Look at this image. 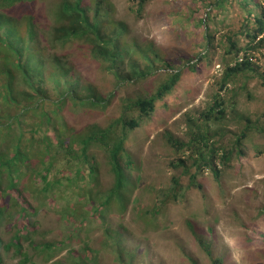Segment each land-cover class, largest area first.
I'll return each mask as SVG.
<instances>
[{"label":"trees","instance_id":"16d2710c","mask_svg":"<svg viewBox=\"0 0 264 264\" xmlns=\"http://www.w3.org/2000/svg\"><path fill=\"white\" fill-rule=\"evenodd\" d=\"M84 1L60 0L53 23L43 28L38 26L31 7L25 21L15 18V10H10V13L7 11L17 3L32 5L33 0H0V264H5V257L9 253L20 255V264H39L25 249L24 241L29 240L38 247L39 244L34 245V241L37 240L41 224L25 221L41 214L42 207L67 208L65 205L69 204L51 197L39 206H31L20 196L25 188L23 178L29 176V181L36 183L41 192L54 193L59 197L52 192L56 190V185L57 188H80L84 170L87 173L82 190V196H86L85 202L80 205V211H68L70 216H76L77 221L71 227L69 223L72 220L67 219V214L62 215L67 222L63 227L62 241L46 242V234H41L39 238L42 244L37 249L49 257L57 252V245L67 247L79 235L82 227H101L105 230L101 238L104 249H108L119 264H136L139 245L125 247L124 232L111 227L107 218L119 208V204L124 208L125 194L130 191L131 185L128 183L136 160L129 143L135 140L140 128L152 123L160 104L168 106V97L174 93L188 67L196 72L198 63L207 58L206 54H201L198 61L188 60L183 67L172 68L153 43L141 44L136 40L124 39L128 27L124 22L112 18L110 0H92V3L87 4ZM128 1L137 4L136 11L141 13L150 0ZM226 1L215 0L214 6L221 8ZM251 1L243 0L246 6ZM214 6L211 13L216 11ZM257 21V29L250 28L247 23L242 27L240 32L250 36L242 48L245 53L224 69L220 91L214 96L213 103L200 111L184 114L183 137L171 131L166 133L167 142L177 159L167 163L172 183L152 184L150 187L154 195L151 203L138 210L150 224H157L171 203L184 205L188 187L200 189L202 184L199 178L206 172H211L223 189L222 168L243 153L242 142L251 132L262 129L259 118H246L237 112L238 120L245 124L235 133L231 145L223 141L227 132L224 123L228 102L222 97V91L241 77L249 79L248 73L255 72L251 54L247 51L258 50L264 45V16H258ZM24 22L25 31L22 29ZM41 30L46 31L56 47L51 48L61 49V54L60 51L43 54L46 47L41 44ZM209 38L207 34V47L211 44ZM76 40L86 44L91 59L99 63L105 73L114 77L115 88L120 87L118 89L121 90L143 81L161 66L172 71L149 95L131 97L124 94L120 112L107 126L95 123L76 130L62 116L67 106L72 107L74 113L95 106L105 108L113 97L112 92L110 97L99 93L95 84L84 82L77 75L76 66L66 51V47ZM233 46L237 48L236 44ZM235 50L239 55L241 48ZM230 92L233 94L229 102H233L240 90L231 88ZM74 147H78L79 154L71 158L67 152L74 150ZM96 147L102 149L105 165L109 167L107 172L114 176L111 186L104 192L93 179L102 171L101 164L97 163V167L91 164L96 158L95 154L91 157ZM34 156H39L38 160L34 161ZM124 161L129 167L128 173ZM64 167H67V171ZM179 167L190 175L189 184L185 185L180 176L175 174V169ZM9 190L15 193L16 198L7 195ZM79 197L80 194L74 199ZM19 220H22L21 224ZM7 232H13V235L4 241ZM33 232L35 236L31 235ZM205 249L211 252L209 245ZM212 260L213 264L224 263L219 256H213ZM72 264L101 263L97 256L88 258L83 255L77 256Z\"/></svg>","mask_w":264,"mask_h":264},{"label":"rangeland","instance_id":"374dc122","mask_svg":"<svg viewBox=\"0 0 264 264\" xmlns=\"http://www.w3.org/2000/svg\"><path fill=\"white\" fill-rule=\"evenodd\" d=\"M87 3H92V0H85L84 4ZM110 3L112 18L128 27L124 39L141 44L153 43L172 68L183 67L188 60L198 61L201 54L207 55L198 63L196 72L188 67L174 93L168 97V106L160 104L152 123L140 128L135 140L129 143L139 170H132L133 186L126 195L124 208L119 204V208L108 215L110 226L124 232L125 247L139 245L136 264H213V256L223 258V264H264V45L258 50L247 51L255 68L254 73H248L250 78L241 77L222 91V97L228 102L224 123L227 131L223 139L225 144L231 145L235 133L245 124L238 120L237 112L246 118H259L262 126L261 130L251 132L242 142L244 153L222 168L223 189L214 175L206 172L199 178L201 188L188 187L186 203H171L157 224H150L138 213L152 201V184L172 183L167 163L176 160L177 156L167 142L166 133L171 131L183 137L184 114L200 111L213 103L214 96L220 91L224 69L245 53L242 48L250 36L240 31L246 23L250 28L257 29L258 16H264V0H253L248 6L243 0H227L221 8L214 6L215 0H150L141 13L136 11L137 4L128 0H110ZM58 4L59 0L35 2L33 6L23 4L16 15L25 20L31 7L38 24L48 27L54 21L53 11ZM213 6L216 11L211 13ZM207 34L211 43L208 47L205 40ZM41 39L42 46L47 49L43 50V54L63 52L51 48L55 46L45 30ZM233 44L241 48L239 55ZM85 47L82 40L66 47L77 75L84 82L95 84L99 93L110 97L112 92L113 97L105 108L95 106L74 113L73 108L67 106L62 116L76 130L95 123L107 126L120 112L124 94L131 97L149 95L172 71L161 66L143 81L121 90L118 89L120 87L115 88L114 77L91 59ZM231 88L240 90L233 102H229L233 94ZM101 167L97 183L102 185L101 191L104 192L113 177L107 172V165L101 164ZM175 174L185 185L190 183V175L182 167L176 168ZM42 209L47 217L38 214L25 221L41 224L34 245L42 244L41 234H46V242L62 241L63 227L67 224L62 214L70 216L68 211L60 212L49 207ZM68 220H72L69 223L71 227L77 221L76 218ZM21 223L22 220H19ZM82 228L67 247L57 245L59 249L49 257L40 253L39 246H33L29 240L24 241V247L39 264H72L77 256L83 255L88 258L97 256L101 264H119L101 244L103 228ZM12 235L13 232H7L3 240L11 239ZM31 235L35 236V233ZM208 245L211 252L205 249ZM20 258L18 254L9 253L5 264H20Z\"/></svg>","mask_w":264,"mask_h":264},{"label":"clouds","instance_id":"9594fccd","mask_svg":"<svg viewBox=\"0 0 264 264\" xmlns=\"http://www.w3.org/2000/svg\"><path fill=\"white\" fill-rule=\"evenodd\" d=\"M45 1L46 0H33L32 5H30V6H33L35 4V2L45 3ZM23 4H25V2H23V3H17L15 6H13V8L7 10L8 13H10V10L18 11V10L22 9ZM25 5H28V4H25ZM55 11H53V14H54ZM14 16H15V18H21V16H19V15H15L14 14ZM22 19L24 20V18H22ZM38 26H40V25L38 24ZM22 29H23V31H25V29H26V22L23 23ZM43 31L44 30H41V33H43ZM243 153H244V151H243ZM67 154H68L69 157L75 158L79 154L78 147H74V150H72L71 152H67ZM92 154H95L96 155V158L94 159L93 162L91 161V164H93L95 167H97L96 164L99 163V162H100L99 164H105V160H104L105 158H104V155L102 153V149L100 147H96L92 151L91 157H92ZM38 158H39V156H34L33 159H34V161H36V160H38ZM134 158L136 160L135 161V165H136L135 169L136 170H139L138 169V165H137V159H136L135 156H134ZM124 162H125V165H126V172L128 173L129 167L127 166V162L126 161H124ZM135 169H133V170H135ZM64 170L67 171V167H64ZM82 176H83V181H81L79 183V187L80 188H78V186H66V187H63V188H57V185H56V190H54L52 192L57 193L59 195V197L58 196H55L54 193H49V192L48 193H43V192H41L40 187L36 183H34L32 181H29V176H25L23 178V181H22L25 184V188L22 190V193H20V196L22 198H25V200L31 206H39V205H41V203H43V202H45L47 200H50L51 197H57L58 198V201H63V203H69V204L65 205L69 209L64 208V207L56 208V209H58V211H60V212H67V211H69L71 209L74 212H78V211L81 210L80 205L82 203H84L85 202V199H86V196L85 197L82 196L83 195L82 190L84 188V180H85V177L87 176L86 170H84L82 172ZM112 177L114 178L113 175H112ZM133 178L134 177L132 176V172H131L130 182L128 183V184L131 185L129 190H131V187L133 186ZM86 179H88V178H86ZM93 179L97 183L99 181V175L98 176H94ZM109 184H110L109 186H111V182ZM99 185L101 186L100 188L102 189V185L101 184H98V186ZM127 193L128 192H126V194H125V199L123 200V202H125V200L127 199V196H126ZM79 194H80V197L78 199H74V197L78 196ZM7 195H9V196H12L13 195L15 197V193L12 192V191H10V190H9V193ZM82 210H85V207H83ZM40 215H42L43 217H47L46 214H44V213H41ZM62 215H66V214L63 213ZM75 217L76 216H69V217H67V219L75 218Z\"/></svg>","mask_w":264,"mask_h":264}]
</instances>
